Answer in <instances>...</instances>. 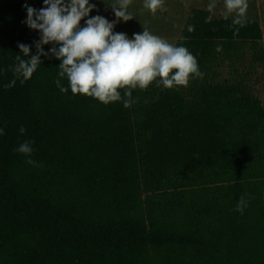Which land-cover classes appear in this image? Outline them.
I'll use <instances>...</instances> for the list:
<instances>
[{
	"label": "trees",
	"instance_id": "trees-1",
	"mask_svg": "<svg viewBox=\"0 0 264 264\" xmlns=\"http://www.w3.org/2000/svg\"><path fill=\"white\" fill-rule=\"evenodd\" d=\"M25 4L44 0L0 4V264H264L259 23L192 9L175 46L203 77L137 87L125 108L124 89L109 104L74 95L55 57L28 79L15 71L18 44L35 54L41 36ZM24 141L39 166L16 151Z\"/></svg>",
	"mask_w": 264,
	"mask_h": 264
},
{
	"label": "clouds",
	"instance_id": "clouds-1",
	"mask_svg": "<svg viewBox=\"0 0 264 264\" xmlns=\"http://www.w3.org/2000/svg\"><path fill=\"white\" fill-rule=\"evenodd\" d=\"M131 3L132 0H118V6H110L116 17L112 22L100 15L90 17L96 5L90 4L89 0H44L41 9L25 4L27 20L24 23L41 36L34 42L35 54L29 45L18 44L20 53L28 59L17 55L15 71L28 79L41 64L42 56L55 57L62 61L59 76L67 77L74 95L89 96L109 104L121 101L120 90L124 89L125 108L135 102L132 90L137 87L145 90L157 80V86L162 84L168 89L186 87L191 77L202 78L196 58L186 47L175 46L147 29L142 34H133L132 38L125 33H114L119 21L133 19L128 12ZM224 3L228 13L235 12L239 17L233 24L243 27L248 0H224ZM163 4L164 0H145L144 7L155 14L157 10H163ZM214 8L215 3L208 5L209 12ZM211 19L209 16L206 22ZM82 20H85L83 27L80 26ZM187 30L191 33L195 26L189 25ZM238 32L239 29L234 35ZM50 44L49 52H45L44 46ZM14 83L12 81L9 86ZM56 84L62 93L68 91L59 79ZM19 132L24 134L26 129L21 127ZM0 134H3V129H0ZM33 143L24 141L16 151L29 157L26 163L39 166L30 158L34 151ZM246 207L247 201L242 196L236 210L243 212Z\"/></svg>",
	"mask_w": 264,
	"mask_h": 264
},
{
	"label": "rangeland",
	"instance_id": "rangeland-1",
	"mask_svg": "<svg viewBox=\"0 0 264 264\" xmlns=\"http://www.w3.org/2000/svg\"><path fill=\"white\" fill-rule=\"evenodd\" d=\"M22 1L25 0H0V4ZM89 3L96 5V9L90 13V17L100 15L108 19L109 22L116 20L110 6H118V0H89ZM144 3L145 0H132L128 12L133 19L127 22L119 21L113 29L114 33H125L129 38H132L133 34H142L143 30L147 29L151 34L175 45L186 17L194 8L208 11V5L215 3V8L210 12L213 18H239L235 12H227L224 0H164L163 10H157L155 14L145 8ZM243 19L255 20L259 23L262 30L260 44L264 51V0H248V9ZM80 26H85V20L81 21ZM231 70L227 63L223 64L219 68V79L221 81L229 79ZM250 84H254L256 94L264 95L262 82H257L256 75H252Z\"/></svg>",
	"mask_w": 264,
	"mask_h": 264
}]
</instances>
